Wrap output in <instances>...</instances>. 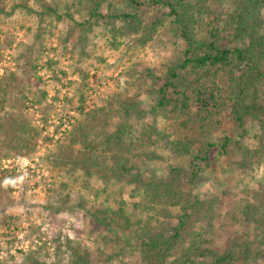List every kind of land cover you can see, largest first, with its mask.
<instances>
[{
	"label": "rangeland",
	"instance_id": "rangeland-1",
	"mask_svg": "<svg viewBox=\"0 0 264 264\" xmlns=\"http://www.w3.org/2000/svg\"><path fill=\"white\" fill-rule=\"evenodd\" d=\"M4 1L6 11L11 5L17 6L8 15L0 14V93L6 91L0 108V264H30L35 259L45 264H74L67 240L88 252L86 264H146L130 232L113 228L96 236L90 232L88 215L78 206L86 200L87 206L115 207L121 198L128 213L136 218L143 212L132 203L140 196H132L128 188L120 192L114 183L104 187L96 177L86 178L70 166L57 164L54 152L58 143L66 142L67 130L80 118V104L85 109L100 105L120 87L135 92L126 83L128 77L120 73L152 67L163 76L166 65L179 58L182 41L171 37L166 29L170 18L163 8L143 0L140 14L146 21L160 20L157 32L142 46L126 38L112 48L105 17L93 22L92 31L87 33L73 25L74 20L89 18L86 0H47L62 18L56 21L46 17L39 30L36 15L18 6L25 3L39 9L37 0ZM108 1L111 9H125L118 0ZM108 1L101 6L103 15L108 12ZM234 2L210 0L206 27L221 24L222 11L233 8ZM261 17L264 32V7ZM153 103L151 96L140 94V106ZM193 110L189 107L182 114L161 107L156 113L159 127L172 138L191 142L188 154L170 162L134 157L130 164L145 179L161 180L170 176L171 165L188 168L194 157L206 158L196 160L201 167L199 178L192 184L183 179L181 188L200 199H215L208 234L222 250L225 239L238 236L245 241L255 233L253 225L243 219L241 207L264 181V165L247 172L238 168L237 161L254 146L258 124L249 119L243 136H238L240 130L229 123L207 131L198 124L190 126L188 118ZM9 112L27 126L28 134L8 132L4 122ZM19 134L27 139V146H18ZM227 138L235 142L228 144L224 153L220 144ZM177 210L173 208L174 213ZM237 264H245L239 255Z\"/></svg>",
	"mask_w": 264,
	"mask_h": 264
},
{
	"label": "trees",
	"instance_id": "trees-1",
	"mask_svg": "<svg viewBox=\"0 0 264 264\" xmlns=\"http://www.w3.org/2000/svg\"><path fill=\"white\" fill-rule=\"evenodd\" d=\"M86 1L90 5L89 18L74 20L73 25L87 33L92 31L93 22L105 17L112 48L126 38L142 46L153 38L161 24L158 19L142 18L139 10L143 0H118L124 3V10L111 9L108 0ZM105 1L108 12L103 15L100 9ZM209 1L151 0L170 18L166 29L171 37L182 41L179 58L166 65L163 76L152 67L120 73L128 77L126 83L135 92L120 87L100 105L85 109L80 104V118L67 130L66 142L58 143L54 152L57 164L70 166L86 178L96 177L104 187L114 183L120 192L128 188L132 196H140L139 201L132 203L143 212L136 218L128 213L121 198L115 207L95 203L87 206L86 200L78 206L85 210L90 232L96 236L113 228L130 232L146 264H164L172 256L169 264H237L238 255L245 264H264V181L241 207L243 219L254 227L253 237L245 241L238 236L229 237L218 250L208 234L215 199H200L191 190L181 188L183 179L192 184L199 178L201 167L196 160L206 158L194 157L188 168L171 165L170 176L161 180L145 179L130 164L134 157L170 162L188 154L191 142L172 138L159 127L156 113L161 107H170L183 114L193 107L188 123L207 131L229 123L240 130L238 136H243L247 121L255 120V144L241 154L237 164L247 172L264 165V0H235L233 8L222 11L221 24L206 27L205 15L211 11ZM37 2L39 9L25 3L18 6L36 15L38 30L46 17L56 21L62 18L47 0ZM16 6L11 5L6 11L5 1L0 0V14L8 15ZM142 93L153 98L150 107L140 106ZM5 96L6 91L0 93V108ZM4 123L10 134L29 133L13 112L7 114ZM24 135L17 137L20 147L28 145ZM233 142L224 139L221 150L225 153ZM173 208H178L176 213ZM71 242L67 240L66 245L75 256L74 264H86L88 252L80 251L79 245ZM30 264L45 262L35 259Z\"/></svg>",
	"mask_w": 264,
	"mask_h": 264
}]
</instances>
